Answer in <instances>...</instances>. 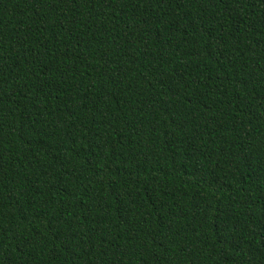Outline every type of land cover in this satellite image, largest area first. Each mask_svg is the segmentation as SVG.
I'll return each instance as SVG.
<instances>
[{"label":"trees","instance_id":"1","mask_svg":"<svg viewBox=\"0 0 264 264\" xmlns=\"http://www.w3.org/2000/svg\"><path fill=\"white\" fill-rule=\"evenodd\" d=\"M0 264H264V0H0Z\"/></svg>","mask_w":264,"mask_h":264}]
</instances>
